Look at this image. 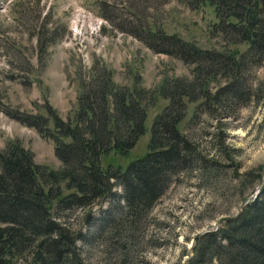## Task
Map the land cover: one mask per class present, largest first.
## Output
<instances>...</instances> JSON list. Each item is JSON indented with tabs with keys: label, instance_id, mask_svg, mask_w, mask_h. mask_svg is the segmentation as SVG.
<instances>
[{
	"label": "rangeland",
	"instance_id": "374dc122",
	"mask_svg": "<svg viewBox=\"0 0 264 264\" xmlns=\"http://www.w3.org/2000/svg\"><path fill=\"white\" fill-rule=\"evenodd\" d=\"M216 21L208 0L199 6L193 0H0V148L8 139L18 140L37 162L59 166L53 141L4 110L18 106L46 114L50 106L64 118L72 116L80 73L91 77L96 64L119 85L146 91V130L128 153L103 157L104 163L126 166L148 150L152 119L170 98L169 92L158 94L162 80L179 77L185 83L204 64L197 69L195 61L157 49L152 30L176 34L201 50L242 55L247 43L231 42L236 35L214 30ZM51 37L55 40L46 43ZM211 75L195 78L193 100L184 97L186 114L178 123L201 158L173 174L137 225L124 224L117 237L108 224L91 238L97 215L109 204L105 198L62 210L65 226L84 235L85 242H76L85 264H184L197 234L217 227L259 194L264 186V63L246 61L238 69L237 85L223 89L217 99L216 89L231 78L226 71ZM201 86L211 93L205 102ZM239 90L242 94L235 96ZM115 189L120 193V186Z\"/></svg>",
	"mask_w": 264,
	"mask_h": 264
},
{
	"label": "trees",
	"instance_id": "16d2710c",
	"mask_svg": "<svg viewBox=\"0 0 264 264\" xmlns=\"http://www.w3.org/2000/svg\"><path fill=\"white\" fill-rule=\"evenodd\" d=\"M193 1L199 6L207 0ZM208 2L217 16L214 30L236 35L231 42L247 43L242 55L201 50L192 41L161 30H152L151 37L157 49L187 62L195 61L197 69L203 61L195 72L196 79L229 72L231 79L216 89L217 99L223 89L237 85L238 69L246 61L264 63V0ZM54 40L51 37L45 42ZM248 55L250 58H246ZM195 78L185 83L179 77L162 80L158 94L169 92L170 98L152 119L148 150L124 167L104 163L103 157L109 152L128 153L146 130L142 102L146 91L135 85H119L105 66L93 64L88 78L80 73L78 102L72 116L64 118L50 106L46 114L18 106L5 109L8 116L53 141L60 165L37 162L33 151L18 140L8 139L0 148V264H85L76 242L84 235L66 227L60 214L72 207L91 206L100 199L105 198L109 204L97 215V224L88 233L91 238L108 224L117 237L124 224L130 228L137 225L173 174L192 167L201 158L193 141L178 126L186 114L184 97L193 100ZM208 89H198L203 102L211 99ZM152 96L150 100L154 101ZM115 186H120V193ZM112 210L119 212L117 216ZM191 248L184 264H264V186L236 214L197 234Z\"/></svg>",
	"mask_w": 264,
	"mask_h": 264
},
{
	"label": "water",
	"instance_id": "95a60500",
	"mask_svg": "<svg viewBox=\"0 0 264 264\" xmlns=\"http://www.w3.org/2000/svg\"><path fill=\"white\" fill-rule=\"evenodd\" d=\"M247 201H248V199H247V200H245V201H244V203H246Z\"/></svg>",
	"mask_w": 264,
	"mask_h": 264
},
{
	"label": "bare ground",
	"instance_id": "6f19581e",
	"mask_svg": "<svg viewBox=\"0 0 264 264\" xmlns=\"http://www.w3.org/2000/svg\"><path fill=\"white\" fill-rule=\"evenodd\" d=\"M76 25V24H75Z\"/></svg>",
	"mask_w": 264,
	"mask_h": 264
}]
</instances>
